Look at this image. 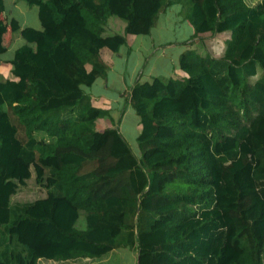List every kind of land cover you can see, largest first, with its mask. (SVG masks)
Segmentation results:
<instances>
[{"label": "trees", "instance_id": "trees-1", "mask_svg": "<svg viewBox=\"0 0 264 264\" xmlns=\"http://www.w3.org/2000/svg\"><path fill=\"white\" fill-rule=\"evenodd\" d=\"M24 1L39 28L0 19V55L8 31L24 41L0 57V264H101L118 248L134 264H264V0ZM177 3L193 29L163 45L186 47L177 69L141 82L144 58L112 118L86 90L126 40L111 43L109 18L145 35ZM31 178L44 195L14 200Z\"/></svg>", "mask_w": 264, "mask_h": 264}, {"label": "rangeland", "instance_id": "rangeland-1", "mask_svg": "<svg viewBox=\"0 0 264 264\" xmlns=\"http://www.w3.org/2000/svg\"><path fill=\"white\" fill-rule=\"evenodd\" d=\"M5 1L8 5H10V0H5ZM33 6L34 5L29 6L25 1L17 5V9L18 8L27 9L26 13L23 15H21V13H19L18 11H15L14 13L16 18H18V20L23 26L27 25L34 28H37L38 25L40 26V22L36 13L37 7L36 6L33 7ZM109 25L110 28L107 34L115 35L114 39L110 40L113 45H116L117 43L120 42V36L122 34L123 37L126 39L125 43L120 48H118V52H124V51L126 52L125 56L123 57L120 63L121 66L123 67V73H124L123 76L125 80L127 79L133 80V78L135 79L138 71L142 68L141 66L143 64L142 62L144 61V58H146L147 56L149 57V54L153 52V49L155 47H158L160 44L167 42H182L184 40L189 39L193 33L192 27L184 18V10L182 8L181 3H177L168 7L165 12L160 11L156 16L154 26L149 34L137 35V36L124 34L125 32L123 29L125 25V20H122L119 17L109 18ZM222 40H223V36H218L215 39L214 38L209 39L207 45H209V49L211 51L215 50L216 52L220 53L223 43ZM17 41H15L14 47L19 44V42ZM163 45L161 46V48L167 47ZM19 46L20 45H18L17 47ZM176 46L182 47L183 45L179 44ZM17 47H15L14 49L10 48L7 51L8 53L6 52L5 54L0 55V57L5 59L8 58L10 54L12 56L13 51ZM179 49H180L179 47H175L173 48V50H171V53L175 54ZM110 51L112 52V50ZM111 52L107 50L106 52L107 57H111ZM177 58H178L177 55L175 56L170 55V59H168L170 64L163 59V60H157V65L161 67L160 69L168 70L170 65L171 67L177 66V62H178ZM2 65L3 66H0V72L2 74L3 73L6 74L4 69L7 68V65L5 64ZM134 68L136 71L133 73ZM112 98H116V95L113 94ZM119 100L120 102L117 107L118 109H114L116 120L120 116L119 112L120 109L123 107L124 96ZM137 118H138L137 115L132 109H130L129 113L127 112L125 114L123 118V133L129 144L133 148V150L139 153L140 151L138 148V142L136 140V133L135 130L133 129L134 123ZM120 130L122 132L121 125H120ZM86 183H87L86 181L82 183V180L76 182L77 187L75 189V193L80 194V196H82L83 198L87 197L86 191L84 190ZM44 193L45 190L39 186H35L33 178H31L28 181L27 186L21 187L19 191L13 196V199L20 201L34 200L36 198L42 197ZM98 261H100L101 264H134L135 259L133 254L129 251L128 248H118L109 252L108 254L100 258ZM49 264H62V263L49 262Z\"/></svg>", "mask_w": 264, "mask_h": 264}, {"label": "crops", "instance_id": "crops-1", "mask_svg": "<svg viewBox=\"0 0 264 264\" xmlns=\"http://www.w3.org/2000/svg\"><path fill=\"white\" fill-rule=\"evenodd\" d=\"M23 1L24 0H10V5H8L6 3V1L3 0L5 8H4V13H2L0 15V19L6 24L7 18H11V17L16 18L15 14H14L15 11H18L19 13H21V15L25 14L26 10H27L26 8H23V9L18 8L17 9V5L22 3ZM36 13H37V9H36ZM16 19H18V18H16ZM25 26H27V25H25ZM22 27H24V26L22 25ZM37 28H39V25L37 26ZM109 28H110V25H109ZM3 40H4V43L7 47V50L4 53H2V55L5 54L10 48L14 49L15 47H17L18 45H21L24 42L23 39H21V38H17L15 40L10 41V32L9 31L4 35ZM15 41L19 42V44L14 47ZM163 44H165V43H162L158 47H155L153 49V52H151L149 54L148 62H147L146 67H145V72H143V75H142L141 80H140L141 82H144V81L151 82L152 81L151 77L158 76L157 74L169 76L172 73L173 69H177L178 62H177L176 67H173V66L171 67V65H170L169 69L167 67L168 70L160 69L161 67L159 65H157V60H163L164 59L169 63L168 59H170V55L179 56V54L183 50H185L186 47L185 46L180 47V46L169 45L167 47L161 48V46ZM175 47H179L180 49L175 54H172L171 50H173V48H175ZM109 52H111V51L109 50ZM125 53H126L125 51L124 52H117V53L116 52L114 53L112 51L111 57H109V59L112 61L113 65H112V68L107 71L106 78L103 79L101 77H97L96 80L93 82V84L89 88L88 87L86 88V90L92 94L94 105H96L102 109H105L109 113V115L114 119H116L114 109H118L117 107H118L119 102H120L119 99H121L123 97L125 91L128 89V86H130L134 81V78H133V80L132 79L125 80L124 76H123L124 75L123 67L121 66L120 63H121V60L123 59V57L125 56ZM10 57H11V54H10V56H8V58H10ZM177 61H178V58H177ZM5 69H7V68H5ZM8 70H9V68L5 71H8ZM135 71L136 70L134 68L133 73ZM113 94L116 95V98H112ZM130 109L131 108L129 106L126 108V110L124 111L122 118L120 120L119 127L121 125L122 132H123V118L127 112L128 113L130 112ZM138 120H139V117L136 119L134 126H133V129L135 130L136 135L138 132L137 131Z\"/></svg>", "mask_w": 264, "mask_h": 264}]
</instances>
